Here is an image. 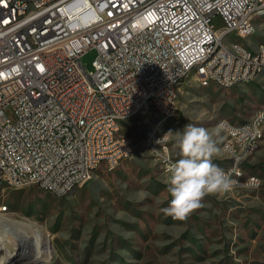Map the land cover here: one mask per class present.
I'll list each match as a JSON object with an SVG mask.
<instances>
[{
  "label": "built area",
  "instance_id": "1",
  "mask_svg": "<svg viewBox=\"0 0 264 264\" xmlns=\"http://www.w3.org/2000/svg\"><path fill=\"white\" fill-rule=\"evenodd\" d=\"M258 3L264 0H0V182L10 176L11 185L65 197L102 164L112 169L133 156L122 120L148 104L157 119L178 117L179 84L192 70L200 84L222 87L264 74V45L247 58L250 44L227 40L228 32H256ZM91 50L88 71L82 59ZM235 132L242 148H255L251 124ZM231 142L224 137L222 169L234 170L229 190L259 187L258 178L235 179L249 160L226 150ZM158 159L170 175L179 158Z\"/></svg>",
  "mask_w": 264,
  "mask_h": 264
},
{
  "label": "rangeland",
  "instance_id": "2",
  "mask_svg": "<svg viewBox=\"0 0 264 264\" xmlns=\"http://www.w3.org/2000/svg\"><path fill=\"white\" fill-rule=\"evenodd\" d=\"M250 37L228 36L255 46L264 40V16H257ZM215 28L223 26L220 16ZM96 52L82 62L93 70ZM179 115L164 125L169 145L179 157L175 132L186 124L203 127L214 135L219 152L214 164L226 162L221 150L223 118L247 121L264 108V87L246 82L231 87L202 85L192 70L179 84ZM158 112L148 104L120 122L119 133L134 145V154L108 169L102 164L92 179L65 197L36 184L14 186L0 182V211L29 222L52 245V259L41 263L35 255L28 264H264V141L245 163L249 173L263 181L256 188H234L206 195L202 207L177 220L161 209L171 199L170 175L143 143ZM32 260V261H30ZM30 261V262H29Z\"/></svg>",
  "mask_w": 264,
  "mask_h": 264
},
{
  "label": "bare ground",
  "instance_id": "3",
  "mask_svg": "<svg viewBox=\"0 0 264 264\" xmlns=\"http://www.w3.org/2000/svg\"><path fill=\"white\" fill-rule=\"evenodd\" d=\"M262 11H264V3H258V11H251V18L255 19L257 16H264V12ZM231 35H235V32H228V36ZM263 45L264 40L258 42L255 46L250 44L249 50L247 51V58H254L255 55H261ZM219 47H226V40H219ZM261 77H264L263 71L255 70V80H246L245 83L254 82ZM258 110L262 113L255 115V123H253L254 114L247 121L240 123H234L225 118L220 120V125L225 131L227 141H233L231 143H226V150H237V156H248V160L254 155L256 152L255 148H259L261 141L264 140V108ZM139 112L140 111H138V113ZM172 118H176L175 112H166V120L157 119L155 122V128H157L159 133L151 130L143 139L146 148L147 142H150L152 139L153 143H150V153L153 156H158L156 157L157 159L166 158V154L168 157H175L169 145V136H167L169 132H161L167 121ZM244 123L251 124L253 146L255 148H242L241 140H236L235 130H241ZM225 124H227L228 127ZM157 143H162V148ZM158 160L161 162L162 168L166 172L165 159ZM220 167L222 168V166ZM226 175L229 178H234V170H226ZM257 178L263 181L259 174L249 173L245 166H243L240 172H235V179L239 180L240 183H248L250 179ZM3 182L12 184V177L3 176L2 183ZM53 194L60 197L58 193ZM4 210V207L0 208V211ZM52 249V245H49L46 240L42 238L41 233L39 234L31 223L11 218L4 213H0V264H28L26 262V257L31 259L32 255H35L37 260L41 263H49L52 259Z\"/></svg>",
  "mask_w": 264,
  "mask_h": 264
},
{
  "label": "clouds",
  "instance_id": "4",
  "mask_svg": "<svg viewBox=\"0 0 264 264\" xmlns=\"http://www.w3.org/2000/svg\"><path fill=\"white\" fill-rule=\"evenodd\" d=\"M175 136L180 158L169 166L167 191L171 199L161 211L174 219L184 220L192 211L202 207L206 195L229 189L233 181L212 162L213 156L219 152L213 133L186 124L182 131L175 132Z\"/></svg>",
  "mask_w": 264,
  "mask_h": 264
},
{
  "label": "crops",
  "instance_id": "5",
  "mask_svg": "<svg viewBox=\"0 0 264 264\" xmlns=\"http://www.w3.org/2000/svg\"><path fill=\"white\" fill-rule=\"evenodd\" d=\"M253 83H256V85L258 86H260V87H264V77L262 78H260L259 80H256V81H254ZM219 125H220V121H219ZM221 126V125H220ZM222 128V127H221ZM225 137V136H224ZM223 140H224V138H223ZM223 140H222V143H221V150L223 151V153L225 154L224 155V158L226 159V157H227V155H226V153H225V151L223 150L224 148H223ZM264 140H262L261 141V143H260V145L262 144V142H263ZM260 147V146H259ZM225 163V162H224ZM224 163H221V164H216V165H218L219 167L220 166H222Z\"/></svg>",
  "mask_w": 264,
  "mask_h": 264
}]
</instances>
